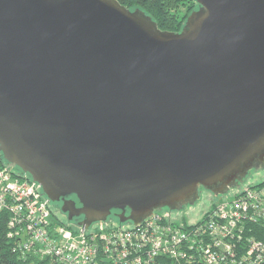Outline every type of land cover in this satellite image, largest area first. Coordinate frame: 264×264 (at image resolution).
<instances>
[{"label":"water","instance_id":"water-1","mask_svg":"<svg viewBox=\"0 0 264 264\" xmlns=\"http://www.w3.org/2000/svg\"><path fill=\"white\" fill-rule=\"evenodd\" d=\"M193 1L166 31L117 0H0V161L83 231L264 169V0Z\"/></svg>","mask_w":264,"mask_h":264},{"label":"built area","instance_id":"built-area-1","mask_svg":"<svg viewBox=\"0 0 264 264\" xmlns=\"http://www.w3.org/2000/svg\"><path fill=\"white\" fill-rule=\"evenodd\" d=\"M256 184L217 199L188 230L155 212L138 227L112 222L83 231L61 224L39 186L0 163V212H8V236L23 257L57 264H156L162 256L169 264H264V242L245 235L248 224L264 225V181Z\"/></svg>","mask_w":264,"mask_h":264},{"label":"trees","instance_id":"trees-1","mask_svg":"<svg viewBox=\"0 0 264 264\" xmlns=\"http://www.w3.org/2000/svg\"><path fill=\"white\" fill-rule=\"evenodd\" d=\"M117 1L130 9L138 7L144 10L145 13L151 16V18L156 22L159 29L166 31H179L187 15L197 7V3L195 1L186 0L187 2L190 3L189 8L187 9V13L182 18L179 19L174 13V11L181 4H183L182 2L184 0H117ZM0 163L2 162L0 161ZM263 181L264 179L259 181L257 184H260ZM52 214H54V212ZM203 218L199 220L198 223H200L203 220ZM8 219H9L8 212L1 211L0 212V264H57L48 257L39 258L37 256H33L32 254L28 255L27 257L26 256L23 257V255L20 254L17 248L18 247L17 240L10 239L8 236V232H9L7 226ZM58 221L70 229L76 227V225L68 223L67 221L61 219L60 220L58 219ZM182 227L188 230L187 228L191 227V225L189 226L186 224V222H184ZM245 235L246 236L252 235L254 238L264 242V225L261 223L248 224L246 226ZM243 240L245 243V239ZM170 262H171L170 258L166 256H162L159 259H157L156 264H169ZM198 263L199 261H197V264Z\"/></svg>","mask_w":264,"mask_h":264},{"label":"rangeland","instance_id":"rangeland-1","mask_svg":"<svg viewBox=\"0 0 264 264\" xmlns=\"http://www.w3.org/2000/svg\"><path fill=\"white\" fill-rule=\"evenodd\" d=\"M182 3L183 4H181L174 11V13L176 14V16L179 19L182 18L187 13V9L189 8V4H190L186 0H184ZM250 176H252V178H250L249 175H248L247 178L244 180V182L240 185L239 188L231 189L222 198L231 196L232 194L236 193L235 191H238L239 189H241L243 187H246V186L255 185L256 183H258L259 181L264 179V169L260 170V171H252L250 173ZM206 197H207V194L203 193L201 195L200 201L196 202L195 205L188 206L186 208H183L181 210H177V211H174V212H171V213L166 212V211H162V213L165 214L166 216H170V218L174 222H176L177 224L182 225L184 222H186L187 225L188 224H194L197 221L201 220L204 217L205 213L210 210L211 206L209 205V202L206 200ZM55 211L58 214H60L59 210L55 209ZM168 214H171V215H168ZM97 225H99V224H93L92 228H94Z\"/></svg>","mask_w":264,"mask_h":264},{"label":"flooded vegetation","instance_id":"flooded-vegetation-1","mask_svg":"<svg viewBox=\"0 0 264 264\" xmlns=\"http://www.w3.org/2000/svg\"><path fill=\"white\" fill-rule=\"evenodd\" d=\"M203 193H206L207 194V197H206V200L209 202V205L210 206H212L216 201H217V199H219L220 197H213L209 192H205L204 190H201V195L203 194ZM201 198V197H200ZM200 201V199L197 201V202H199ZM54 208V207H53ZM186 208V207H185ZM56 209V208H55ZM56 210H58V209H56ZM169 213H171V212H169ZM58 214V213H57ZM61 218H62V220H64V221H67V219H66V217H65V215L64 214H62V213H60V214H58Z\"/></svg>","mask_w":264,"mask_h":264}]
</instances>
